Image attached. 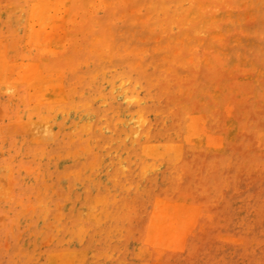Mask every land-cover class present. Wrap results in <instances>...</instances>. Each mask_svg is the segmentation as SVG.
Segmentation results:
<instances>
[{
    "label": "rangeland",
    "instance_id": "1",
    "mask_svg": "<svg viewBox=\"0 0 264 264\" xmlns=\"http://www.w3.org/2000/svg\"><path fill=\"white\" fill-rule=\"evenodd\" d=\"M0 264H264V0H0Z\"/></svg>",
    "mask_w": 264,
    "mask_h": 264
},
{
    "label": "bare ground",
    "instance_id": "2",
    "mask_svg": "<svg viewBox=\"0 0 264 264\" xmlns=\"http://www.w3.org/2000/svg\"><path fill=\"white\" fill-rule=\"evenodd\" d=\"M137 11V10H136ZM184 27V26H183ZM185 32V31H184ZM185 38H187V37H185ZM188 39V38H187ZM170 40V39H169ZM172 40H174V39H172ZM172 42V41H171ZM186 61V60H185ZM162 69V68H161ZM185 116V115H184ZM137 133H138V131L137 130H135V131H133L132 132V136L133 137H136V135H137ZM180 220V219H179ZM175 222V221H174ZM174 222H172V223H174ZM181 223V222H180ZM169 229V228H168Z\"/></svg>",
    "mask_w": 264,
    "mask_h": 264
}]
</instances>
